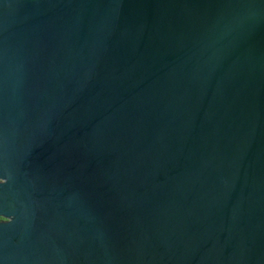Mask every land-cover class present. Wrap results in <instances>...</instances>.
<instances>
[{
    "label": "water",
    "instance_id": "1",
    "mask_svg": "<svg viewBox=\"0 0 264 264\" xmlns=\"http://www.w3.org/2000/svg\"><path fill=\"white\" fill-rule=\"evenodd\" d=\"M0 264H264V0H0Z\"/></svg>",
    "mask_w": 264,
    "mask_h": 264
}]
</instances>
